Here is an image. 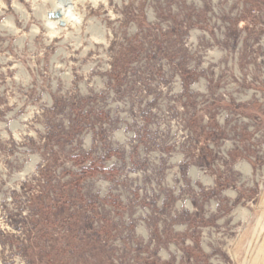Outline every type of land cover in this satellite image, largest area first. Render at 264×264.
I'll return each mask as SVG.
<instances>
[{"label": "rangeland", "instance_id": "rangeland-1", "mask_svg": "<svg viewBox=\"0 0 264 264\" xmlns=\"http://www.w3.org/2000/svg\"><path fill=\"white\" fill-rule=\"evenodd\" d=\"M167 263L264 264V0H0V264Z\"/></svg>", "mask_w": 264, "mask_h": 264}, {"label": "water", "instance_id": "water-1", "mask_svg": "<svg viewBox=\"0 0 264 264\" xmlns=\"http://www.w3.org/2000/svg\"><path fill=\"white\" fill-rule=\"evenodd\" d=\"M51 16L60 18L61 13L58 12V11H54V12L51 13ZM64 24H65V22L63 20H60V25H64Z\"/></svg>", "mask_w": 264, "mask_h": 264}, {"label": "bare ground", "instance_id": "bare-ground-1", "mask_svg": "<svg viewBox=\"0 0 264 264\" xmlns=\"http://www.w3.org/2000/svg\"><path fill=\"white\" fill-rule=\"evenodd\" d=\"M54 11H58V12H60L61 13V16H60V18H57V17H54L53 19H55V20H58V24L60 23V20H63L62 19V12L60 11V10H52V12H54ZM64 21V20H63ZM64 22H66V21H64Z\"/></svg>", "mask_w": 264, "mask_h": 264}, {"label": "trees", "instance_id": "trees-1", "mask_svg": "<svg viewBox=\"0 0 264 264\" xmlns=\"http://www.w3.org/2000/svg\"><path fill=\"white\" fill-rule=\"evenodd\" d=\"M77 162H78V163H82V162H84V161H83V159L77 158ZM91 169H92V170H96L95 167H93V166L91 167ZM100 170H101V169H100ZM167 264H168V263H167Z\"/></svg>", "mask_w": 264, "mask_h": 264}]
</instances>
